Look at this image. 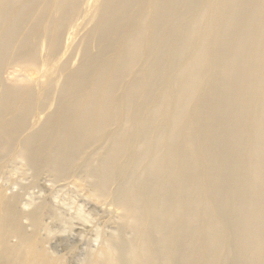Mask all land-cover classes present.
Instances as JSON below:
<instances>
[{
	"label": "bare ground",
	"instance_id": "1",
	"mask_svg": "<svg viewBox=\"0 0 264 264\" xmlns=\"http://www.w3.org/2000/svg\"><path fill=\"white\" fill-rule=\"evenodd\" d=\"M98 1L0 0V199L27 181L0 205V264L26 221L34 252L69 225L51 189L75 178L118 214L102 264H264V0Z\"/></svg>",
	"mask_w": 264,
	"mask_h": 264
},
{
	"label": "rangeland",
	"instance_id": "2",
	"mask_svg": "<svg viewBox=\"0 0 264 264\" xmlns=\"http://www.w3.org/2000/svg\"><path fill=\"white\" fill-rule=\"evenodd\" d=\"M102 1L103 0H99L96 6L100 5ZM95 20L96 19L94 18V20L91 21L90 25L87 26V28L85 27L86 29L83 28L82 30L78 32L76 41H78L85 34V32L88 30L90 26H92ZM79 35L80 37H78ZM92 51L93 52L95 51L94 47H92ZM72 56H71V63L73 65L71 64V67L74 68L81 59L80 50L75 49ZM14 69L19 71L18 67H14ZM40 78L41 77H37V76L32 77V81L29 83V86L32 89H34V91L36 92L40 91V94H41L39 84L42 82L44 85L45 83H47V81L44 79H40ZM58 80L60 81H58V84L56 83V85H54V87L51 89L46 99L47 103L50 102L49 103L51 104L50 107H53V108H48V112L49 111L51 112L57 104V101H56L57 95H58L57 93L59 91L62 79L60 78ZM26 82L27 80H21V83H26ZM37 85H39V87ZM53 91H56V92H53ZM10 175L13 177H11ZM10 175L7 178V179L10 178V179L7 180L6 184L7 186H9L11 192L8 191L5 194L4 200L0 199V205H3L6 198L11 197L13 194H17L20 191L21 185L26 184L27 182V181H24L25 180L24 177L21 176L17 172H13ZM41 182L42 183L40 185L45 186V189L51 188V181L47 177L42 179ZM5 189L6 187L4 186V187H1L0 190L4 191ZM51 190L57 191V194H56L57 198L54 204L56 208L58 209L59 213L61 214V216L66 219L69 225H66L65 226L66 228L62 229L64 226H59L61 225L60 223H55V225L52 224V232L49 234L51 236L50 238H49V235L40 233V235L37 236L38 237L37 240L41 239V240H44V242L40 240L42 244V246H40L41 244L38 240L37 244L39 243L40 245H37L38 246L37 250L39 252L37 250L36 252H34L35 250L34 251L30 250V248L28 247L30 246L32 242L31 240L32 236L30 235L31 229L28 226V222L26 221L24 225L27 227L26 233L28 236V240L24 243L25 245L23 244L22 250H20L19 253H16L17 256H15V258L13 259L12 264H30L31 261L34 260L33 258L37 256L39 257L40 252L42 250H45V252L47 250L46 252L47 255L50 254L49 256H51L50 258L51 260H53V262L51 261L52 264H56V263L59 264L60 262H61L60 264H82V263L83 264H102L103 260L100 255L102 253L101 250L104 249V245L107 243L108 244L110 243L112 247L116 249L118 248V244H119V239L116 236L118 214H117L116 208H114L115 206L109 201L100 202V201L94 200L91 197V191L89 187L84 185L82 182H80L76 178L70 179V181H67V182L60 183L54 186ZM30 192H32L34 195L36 194L40 195V198L41 197L44 198L47 195L46 190H44L43 188L42 190L35 188L31 190ZM7 194H9L8 197H6ZM0 198L2 197L0 196ZM26 199L28 198L26 197ZM81 216H87L88 220L82 221L80 218H78ZM53 230L55 231V233ZM64 230L65 231L67 230L65 234H64ZM102 232L103 233L105 232L104 233L105 235ZM8 238L5 239L4 244H6V246H12V247L15 246L17 243V240L15 238L12 239L13 237L11 236H9ZM33 240L35 241L36 239H33ZM28 241H31V242H28ZM40 247L42 250L40 249ZM27 249L32 252L29 251L28 253ZM35 253H39V254L35 255ZM33 264H44V262L40 263L39 261H36ZM116 264H126V261H124L123 259H119L116 262Z\"/></svg>",
	"mask_w": 264,
	"mask_h": 264
}]
</instances>
